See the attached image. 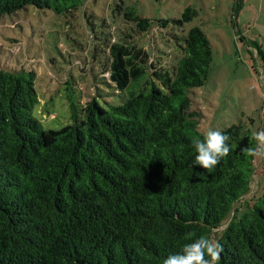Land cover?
Wrapping results in <instances>:
<instances>
[{
    "label": "trees",
    "instance_id": "16d2710c",
    "mask_svg": "<svg viewBox=\"0 0 264 264\" xmlns=\"http://www.w3.org/2000/svg\"><path fill=\"white\" fill-rule=\"evenodd\" d=\"M82 3L0 0V19L28 6L72 14ZM119 13L126 28L91 61L104 102L69 96L72 123L60 130L33 115L36 74L0 69V264H163L200 236L220 245L215 264H264V192L242 207L252 132L224 128L229 152L210 169L193 165L191 142L204 134L188 94L207 81L208 35L199 27L171 35L181 57L156 62L138 43L140 18ZM195 14L188 8L173 22Z\"/></svg>",
    "mask_w": 264,
    "mask_h": 264
},
{
    "label": "rangeland",
    "instance_id": "374dc122",
    "mask_svg": "<svg viewBox=\"0 0 264 264\" xmlns=\"http://www.w3.org/2000/svg\"><path fill=\"white\" fill-rule=\"evenodd\" d=\"M81 1L72 14L28 6L0 19V69L36 74L40 102L33 115L45 130L72 123L69 96L77 102L93 96L104 102L93 85L91 61L98 55L95 47H103L113 31L126 28L115 17L128 9L142 21L145 33L137 38L140 47L156 62L181 57L171 35L187 34L195 27L208 35L213 57L207 81L188 94L194 130L204 134L210 128L222 131L236 124L252 133L264 131V7L259 4L263 0H246L245 5L243 0ZM242 7L246 14L237 18ZM188 8L196 14L183 26L176 25L173 21ZM86 16L92 17L90 24ZM103 68L98 75L110 82ZM257 148L243 208L246 200L251 206L264 192V143L256 141Z\"/></svg>",
    "mask_w": 264,
    "mask_h": 264
},
{
    "label": "clouds",
    "instance_id": "9594fccd",
    "mask_svg": "<svg viewBox=\"0 0 264 264\" xmlns=\"http://www.w3.org/2000/svg\"><path fill=\"white\" fill-rule=\"evenodd\" d=\"M252 135L256 141L264 143V131L253 132ZM228 140L227 134L211 128L204 133L203 139L194 138L191 142L196 153L193 165H200L204 169L214 167L220 158L229 152V145L226 143ZM247 153L254 157L259 154V149L250 148L247 149ZM221 251L218 243L200 236L184 244L180 253L165 257L163 264H215L220 258Z\"/></svg>",
    "mask_w": 264,
    "mask_h": 264
},
{
    "label": "crops",
    "instance_id": "0c3cea01",
    "mask_svg": "<svg viewBox=\"0 0 264 264\" xmlns=\"http://www.w3.org/2000/svg\"><path fill=\"white\" fill-rule=\"evenodd\" d=\"M244 1V3L242 4V5H245V1L246 0H243ZM257 1H259V0H257ZM260 5H262V8L264 7V0L263 1H261L260 3H259ZM260 5L259 6H257L258 8L260 7ZM261 8V9H262ZM263 11V10H262ZM261 11V12H262ZM236 13V12H235ZM244 14H246V11H245V8L244 7H242L241 9H239V11L236 13V16H237V18H240L242 15H244Z\"/></svg>",
    "mask_w": 264,
    "mask_h": 264
}]
</instances>
